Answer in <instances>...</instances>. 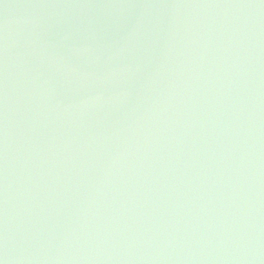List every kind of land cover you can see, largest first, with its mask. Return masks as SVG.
Segmentation results:
<instances>
[{
    "label": "water",
    "instance_id": "obj_1",
    "mask_svg": "<svg viewBox=\"0 0 264 264\" xmlns=\"http://www.w3.org/2000/svg\"><path fill=\"white\" fill-rule=\"evenodd\" d=\"M0 264H264V0H0Z\"/></svg>",
    "mask_w": 264,
    "mask_h": 264
}]
</instances>
